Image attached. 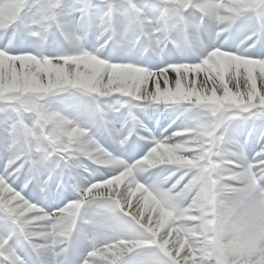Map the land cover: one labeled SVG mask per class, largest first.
I'll return each instance as SVG.
<instances>
[{
    "label": "snow or ice",
    "instance_id": "obj_1",
    "mask_svg": "<svg viewBox=\"0 0 264 264\" xmlns=\"http://www.w3.org/2000/svg\"><path fill=\"white\" fill-rule=\"evenodd\" d=\"M0 264H264V0H0Z\"/></svg>",
    "mask_w": 264,
    "mask_h": 264
},
{
    "label": "bare ground",
    "instance_id": "obj_2",
    "mask_svg": "<svg viewBox=\"0 0 264 264\" xmlns=\"http://www.w3.org/2000/svg\"><path fill=\"white\" fill-rule=\"evenodd\" d=\"M242 35H243V38H244V36L247 35V33H244V32L242 31ZM243 38H242V39H243ZM238 43H239V42H238ZM147 110H150V109H147ZM137 111H140V109H138ZM112 117H114V115H112ZM167 117H168V114H167V113H165V115H163V116H157V117H156V120H159L160 123H163V122L165 121V124H163V127H162L161 131H163V128L167 127V125H168L169 123H171V121H172L173 119H176V115H175V116H172V117H170V118H168V119L166 120ZM109 118H110V117H109ZM180 124H181V121H180V120H177L176 125L169 129V133L172 132V131H174V130H175ZM154 128H155V127H154ZM161 131L159 132V134L161 133ZM155 133H157V132L155 131L154 134H155ZM165 134L167 135L168 133H165ZM234 135H235V134H234ZM99 138H100V140H101V143H105V139H104V138H101V136H100ZM236 138L238 139V133L236 134ZM254 145H255V144H254ZM122 187H123V185H122Z\"/></svg>",
    "mask_w": 264,
    "mask_h": 264
}]
</instances>
